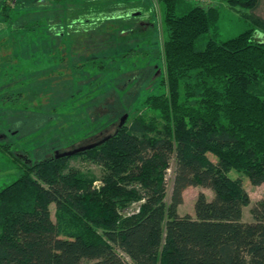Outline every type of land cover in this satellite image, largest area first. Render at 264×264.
<instances>
[{"label": "trees", "instance_id": "16d2710c", "mask_svg": "<svg viewBox=\"0 0 264 264\" xmlns=\"http://www.w3.org/2000/svg\"><path fill=\"white\" fill-rule=\"evenodd\" d=\"M223 1L245 14L250 26L226 41L211 38L201 49L200 39L220 19L218 8L196 5L177 15L178 0H159L167 38L154 60L164 59L165 90L146 100L153 117L139 114L75 155L100 166L101 179L70 167L73 156L55 153L31 162L16 156L20 176L0 188V264H264V198L252 207L253 222H244L252 201L241 179L229 175L235 171L264 185V23L249 15L257 0ZM14 2L16 10L4 16L16 26L22 15ZM102 10L78 23L87 26L92 19L98 27L134 17ZM20 27L8 28L11 43L26 36ZM125 30L135 28L119 32L113 25L103 33L114 42ZM127 40L122 58L92 47L83 62L98 73L118 72L126 56L150 55V37L136 33ZM13 145L0 142V153L11 154ZM190 187L210 189L214 197L201 192L195 216H182ZM140 201L139 214L123 215Z\"/></svg>", "mask_w": 264, "mask_h": 264}, {"label": "rangeland", "instance_id": "374dc122", "mask_svg": "<svg viewBox=\"0 0 264 264\" xmlns=\"http://www.w3.org/2000/svg\"><path fill=\"white\" fill-rule=\"evenodd\" d=\"M14 1H18V13L22 15L16 26L5 17L6 12L10 15V11L16 10ZM89 1L100 7L89 5ZM2 5L5 13L0 14V35L6 38L0 39V142L14 144V147L11 154L0 153V188L20 176L21 163L17 157L34 161L87 146L113 134L125 114H128L127 126L139 114L153 117L154 113L146 109V100L165 90L161 85L164 59L154 60L158 52L162 53L167 38L159 0H64L60 3L0 0V12ZM195 6L192 0H178L176 14H187ZM214 8H218L220 19L217 26L200 39L201 49L211 38L226 41L250 26L245 14L223 0ZM97 9H103L106 15L134 17L129 16L127 22L110 21L98 27L92 26V19L87 26L78 23L99 16ZM113 25L118 31L128 27L135 30L132 34L125 30L122 38L120 35L112 42L114 37L105 35L103 29ZM19 26H23L20 28H24L26 36L21 37L20 43L15 40L11 43L8 28L18 29ZM89 26L94 29L89 30ZM31 27L36 32L30 30ZM136 33L151 38L150 55L126 56L118 72L98 73L89 68V61L83 62L92 47L106 49L107 57L122 58L127 53V39ZM15 55L17 60L13 59ZM209 158L217 161L212 154ZM69 165L96 179L104 174L100 166L83 156H73ZM229 175L241 179L251 198L252 204L243 210V221L251 223L252 207L264 198V185L254 186L246 176L235 171ZM173 179L172 167L167 174V204L171 200ZM201 192L210 200L214 197L210 189L188 188L184 192V203L179 207L180 215L195 216V203ZM50 211L55 221L54 204Z\"/></svg>", "mask_w": 264, "mask_h": 264}, {"label": "built area", "instance_id": "2783aa9c", "mask_svg": "<svg viewBox=\"0 0 264 264\" xmlns=\"http://www.w3.org/2000/svg\"><path fill=\"white\" fill-rule=\"evenodd\" d=\"M52 1H56V0H52ZM192 1L196 5L204 8V9L214 8L219 3V0H192ZM142 204H143V201L132 204L128 209H126L123 212V215L130 217V216L139 214L141 211V205Z\"/></svg>", "mask_w": 264, "mask_h": 264}, {"label": "water", "instance_id": "95a60500", "mask_svg": "<svg viewBox=\"0 0 264 264\" xmlns=\"http://www.w3.org/2000/svg\"><path fill=\"white\" fill-rule=\"evenodd\" d=\"M127 119H128V114H125L120 120V124L118 126L119 129H121V128H123L125 126ZM105 140H107V139H104V140H102V141H100L98 143L89 144L87 146H83V147L74 149L72 151L61 153V154L56 152L55 157L56 158H62V157H71V156L78 155V154H80L82 152H85V151H88L90 149L95 148L96 146L102 144ZM21 158L27 161V159H25L24 157H21ZM28 162H31V160H29Z\"/></svg>", "mask_w": 264, "mask_h": 264}, {"label": "crops", "instance_id": "0c3cea01", "mask_svg": "<svg viewBox=\"0 0 264 264\" xmlns=\"http://www.w3.org/2000/svg\"><path fill=\"white\" fill-rule=\"evenodd\" d=\"M249 15L264 23V0H257L256 6L249 11Z\"/></svg>", "mask_w": 264, "mask_h": 264}]
</instances>
